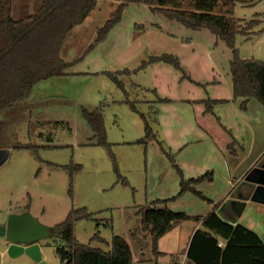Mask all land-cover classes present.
Listing matches in <instances>:
<instances>
[{
    "label": "rangeland",
    "instance_id": "374dc122",
    "mask_svg": "<svg viewBox=\"0 0 264 264\" xmlns=\"http://www.w3.org/2000/svg\"><path fill=\"white\" fill-rule=\"evenodd\" d=\"M25 1L14 0L13 17L22 14L19 18H23L32 14L42 0H32L27 13L16 12L18 5L25 4ZM237 1L255 3L258 0ZM116 5L117 2L97 0L92 15L76 31L77 42L73 44V48L80 57L78 60H82L88 47L93 43L97 30L105 24ZM231 13L236 18L251 20L256 18L254 17L256 13L264 14V3L259 1L252 9H241L237 2ZM130 18L129 13L125 11L120 28L122 37L126 35V29L123 30L122 27H127ZM151 20L152 23L159 24L164 31L172 34L179 33L183 29L180 24L168 21L162 15H156ZM139 23L147 26L149 21L143 17ZM262 26L261 21L255 29H263ZM95 28L96 35L93 36ZM203 31L199 35L191 34L190 31H182V34L173 36L163 34L166 38L161 44L167 54L181 56L187 61L184 51L187 54L189 50L197 52L198 58L190 63L194 71H186L182 66L178 71L179 69L170 64L151 63L149 66L154 65L153 68L133 73L129 82L126 81L129 85L126 89L130 92L128 98H125L123 91L116 88L107 76L101 74L96 77L86 75L76 78L58 77L35 85L30 97L24 101L26 106L17 105L1 112L0 121L8 120V125L15 136L14 143L23 147L15 150L10 148V155L0 168V206L11 208L26 206L49 227L61 223L72 210H84L92 215V219H78L73 223V234L78 243L101 247L96 241H91L94 235L98 234L108 243L113 236H120L128 243L134 264L182 263L188 244L187 226H185L188 224L183 221L174 226L159 238L154 248L150 234L142 228L141 217L137 211L140 207L148 205L152 198L171 196L176 190L177 171L175 172L170 162L157 151L158 141L164 142V149L176 158L174 150L177 145L170 143L172 137H166L154 113L155 107L158 111L159 99L167 101V99L202 98L206 101L214 92L225 95L224 91L228 85L232 88L227 53H224L226 57L221 54L215 61L218 72L212 74L214 59L211 52L218 50L214 46L216 38L208 31ZM188 39L193 40L191 47L188 46L190 42ZM150 42L148 47L143 41L138 45L126 42L129 43L128 50L138 49L135 56L128 57L124 62L118 57L117 62V59L113 58L110 63V51L103 50L102 46L100 47L102 50H99L96 45L89 53L96 52L97 49L103 53L99 58L100 62L94 63L96 64L94 68H99L104 63L111 65L110 68L134 70L141 66L143 61H149L150 57L163 55H158L161 49L156 47L154 40ZM242 45L244 44H241L238 37L237 49L241 59L264 60V44L256 45V42H253L246 46ZM239 46H242L241 49L238 48ZM187 62L189 64V61ZM88 66L83 63L84 68ZM190 73L196 76L199 73L200 78L210 81L218 75L224 83L219 86L209 84L200 86L199 83H192L189 81L190 78H186ZM164 81L167 84L159 87L160 82ZM132 84L137 86L142 84L145 90H134ZM164 100L162 102H165ZM132 104L134 109L131 108ZM83 108L101 110L106 146L97 144L82 116ZM249 114L251 115L252 112ZM142 115L149 118L148 123L153 134L145 147L136 144L145 136ZM248 135L249 133L234 127L231 135L220 136L216 142L221 148H227L230 159L236 158L234 151L241 156L242 148H248L253 142L252 157L257 151L256 147L262 144L264 134L262 130L256 129L252 138ZM175 163L177 165L176 161ZM158 173L160 183H158ZM153 174L157 177H153ZM206 185L208 184H203L201 192L207 191L206 194H209V187ZM218 188L215 187L216 190ZM188 196L190 201L195 203L194 208L187 207L190 201L184 204L185 202L177 199L178 201L170 202L173 204L170 205L171 209L178 210L176 212L181 210L190 212V209H195L199 205L206 206L205 201H201L200 198L192 194ZM59 244V242L55 243L54 238L46 240L45 259H43L45 264H60L55 252ZM12 261L5 256L2 262L0 260V264H14ZM17 264H30V262L23 258Z\"/></svg>",
    "mask_w": 264,
    "mask_h": 264
},
{
    "label": "trees",
    "instance_id": "16d2710c",
    "mask_svg": "<svg viewBox=\"0 0 264 264\" xmlns=\"http://www.w3.org/2000/svg\"><path fill=\"white\" fill-rule=\"evenodd\" d=\"M117 2L105 24L97 30L93 43L84 57L96 45L103 42L110 31L121 21L122 12L129 4L146 5L154 14H160L191 31L207 30L216 41H221L231 50L229 75L232 82L233 99L241 100L240 109L246 110L251 100H256L264 108V60L241 59L238 56V37L249 42L253 36L264 33L259 15L251 20L239 19L231 15L237 0H107ZM97 0H42L30 15L20 19L12 16L13 0H0V113L21 105L31 94L34 86L42 81L65 75L67 68L77 63L64 61L62 48L71 30L82 24L96 8ZM225 7H228L225 9ZM226 13L218 14V11ZM162 62L181 70L178 58L163 54L143 61L136 70L147 68L151 63ZM132 71L103 72L119 89L123 90L121 77ZM97 75V74H96ZM219 101H203L206 110ZM131 108L135 107L133 104ZM82 116L90 127L97 144L106 146L105 129L100 109H82ZM144 119L145 136L136 144L146 146L152 138L148 117ZM147 118V119H146ZM14 133L7 122L0 121V148L21 149L14 143ZM164 144L158 141L160 152L170 162L180 176L179 192L172 198L154 200L138 209L143 230L150 234L153 247L157 241L177 224L188 219L201 221V229L194 232L186 250V260L193 264H264V243L252 230L237 224L230 225L221 220L215 210L204 218L188 217L182 212H173L167 204L186 192H193L209 202L192 186L200 183L206 175L185 180L175 163V157L167 153ZM28 210V207H26ZM78 219H92L84 210H72L65 220L55 225L56 255L60 264H134L132 253L126 240L113 236L108 243L98 234L91 241L101 247L80 244L73 234V223ZM222 242L223 245L218 244Z\"/></svg>",
    "mask_w": 264,
    "mask_h": 264
},
{
    "label": "crops",
    "instance_id": "0c3cea01",
    "mask_svg": "<svg viewBox=\"0 0 264 264\" xmlns=\"http://www.w3.org/2000/svg\"><path fill=\"white\" fill-rule=\"evenodd\" d=\"M259 1L264 3V0H258L257 2ZM31 2L32 0H26L25 4L18 5L16 12L20 11V13H27V11H29L31 7ZM237 2H238V5L241 7V9L242 8L252 9V7L257 3V2L255 3L248 2V1H241V2L237 1ZM13 6H14V0H13ZM125 11L129 13V16H131V18L128 21L129 24L127 25V27L126 28L122 27L123 30L126 29V35L125 37H122L120 28H121V24L123 21V15ZM12 12H13V8H12ZM216 13L223 14V15L226 14L224 12L221 13L218 10ZM20 15L22 14H19L18 16H15L13 18L20 19L19 18L21 17ZM156 15L158 16L160 14H154L152 11H150V9L146 5L145 6L135 5V4L127 5L122 12L121 21L116 25L117 27L115 26L116 28H113L111 32L107 35L106 39L103 42L99 43L96 47L99 50H102L100 48L102 46L103 50L110 51V57H111L110 63L112 62L113 58L117 59L116 62L119 59H121V62L122 61L124 62L127 60L128 57L135 56L136 55L135 53L137 52V49H138L137 48V49L128 50L129 43H126V42H130L132 44L138 45L139 42L143 41L144 45L148 47L149 43H151L150 41L153 39L156 47L161 49L158 52V55H160V54H167L165 50H163L164 46L161 44V41L164 38H166V36H164L163 34H168V35L173 36L179 33L182 34V31H190L191 34L199 35L200 33L204 32L203 30L191 31L184 27L183 29L185 30L181 29L179 33L172 34V32H166L160 27L159 24L151 22L152 21L151 18H155ZM256 15H259V18L261 19L262 24H263L262 27H264V14L256 13L255 16ZM143 17L147 18L149 21V24L147 26H145V24L139 23V21L142 20ZM80 26L82 25L80 24L71 30L62 48L61 57L64 61L68 63L77 61L79 57V55L75 53L73 44L77 42L76 41L77 39L76 31L80 28ZM259 29L261 28H258L256 30H259ZM95 32H96V28L94 29L93 36L96 35ZM112 39H113V43L111 41ZM188 40H190L188 46L191 47L193 44V40L192 39H188ZM242 40L243 38H240L241 44H244L242 46H246L253 42H256V45L257 44L262 45L264 44V33L261 35L253 36L249 42H243ZM219 42L221 41H216V43L214 44L215 49H218V50L211 52V54L213 55V59H214V62H213L214 64L211 69L212 74H217L218 71L215 66V63H216L215 61L219 59L221 54L224 55V53H227V57L225 55L224 56L228 60V73H229V62L232 59V53H231V50L228 49L223 42L221 43ZM211 44L213 43L211 42ZM242 46H239L238 48L241 49ZM98 49L96 52H92L91 54L89 53V56L87 57V59H85L86 56L85 57L83 56L82 60H79L77 63L67 68L65 75L62 77L63 78H67V77L76 78L81 75L96 77V74L98 75L103 72H121L125 70L132 71V73L125 74L121 77L123 81L124 89L123 90L120 89V90L123 91L125 98H128L130 97V92L126 89V87L129 86L128 84H126V81L129 82L130 76L133 73H137L141 70H147L150 67L154 66L152 65V66H149L148 68L141 69V70H136V69L129 70L127 68L121 70L120 68H110L111 65L103 63V65L101 64L102 66H100L99 68H94V66L96 65L94 63L96 61L100 62L99 58L103 54L101 51H98ZM226 50H228L229 52ZM104 52L107 53L108 51H104ZM196 53H197L196 51L189 50V54H187V52L184 51V56L186 57L187 61H189V64L186 60H183L181 56L175 55L178 58L180 67L182 66L184 70L186 71L187 70L194 71V69L190 66V63L192 60H196L198 58L196 56ZM263 54H264V49H263ZM168 55H172V54H168ZM260 60H263V59H260ZM83 63L88 64L89 66L84 68ZM160 63L162 64V62ZM84 69L87 72H85ZM101 76H105V75L101 74ZM200 76L201 75L199 73H198V76L192 75L190 73V76L186 78H190L189 81L190 82L192 81V83H199L198 85L200 86H203L204 84L219 86L221 85V83H224V80L221 77H218V75H216V77H213V81H212V78L210 81V79L207 80L204 78H200ZM53 79L54 78H52V80ZM48 81H50V79ZM165 83H166L165 81L163 83L160 82L159 87ZM141 85L142 84H139L137 86V85L132 84V88L137 91L145 90L144 89L145 86H141ZM115 87L118 88L116 85ZM224 92H225V95H220L215 92L211 94L212 96H210L209 101H219V102L214 103L210 111L206 110L205 105L203 103V101L205 100H203L202 98H198V99L182 98L180 100L167 99V101L164 99H159L160 103L158 104L159 106L158 111L155 107L154 113L157 116V120L161 124V128L164 134L166 135L167 138L172 137V141L170 143H176L177 145L174 150L176 152L175 161L177 162V167L181 171L182 177L185 180H189V179H196L204 175L207 176V178H205L203 181L192 186L193 190H195L198 193H201L207 200H209V202L207 201L204 202L206 203V206L199 205V207L195 209H190V212L186 210L180 211L182 213H185L188 217H191L192 219L196 217L204 218L208 213H210L213 210H215L216 212L220 204L230 195V193H232V191L239 185V183L243 181V179L248 175L251 169L264 157V140L261 145H258L256 147L257 151L256 153H254L252 157H251L252 155L251 147H252L253 142L249 144L248 148L246 149L242 148L241 156H238L237 154H235V151H234V156L236 158L231 157L232 159H230L229 157L230 153L227 151V148L225 147L221 148L220 146H218L216 139L220 136L223 137L225 134L231 135L234 127L239 129L240 131L249 133L248 137L250 138H252V136L255 135L256 129L262 130L264 134V108L260 105V103H258L256 100H251L248 103L246 110L242 111L240 109L241 100L233 99V89L230 88L229 85ZM163 100L165 102H162ZM19 106H26V105L23 103ZM227 111H229V114H227ZM249 112H252V114L250 115ZM230 115L232 116L231 118L229 117ZM2 121L8 123L7 119L2 120ZM159 122H158V125H159ZM216 128H217V132H216ZM158 149L159 148H157V151L159 152V154L163 156V154ZM170 166L172 167V165ZM1 167L2 166H0V168ZM173 170L175 171L174 168ZM159 173L157 174L158 183H160ZM157 175L153 174V177H157ZM176 175H177V180L175 183L176 190L174 194H172L171 196H160L159 198L157 197L156 199L152 198L151 202L154 200H163V199L172 198L179 192L180 176L178 175V173H176ZM204 183L208 184L206 186L209 187L208 188L209 194H206L207 191L204 192L205 194L201 192V189ZM215 187H219V188L216 190ZM188 194H192L196 198H199L193 192H186L185 194H183L182 196L178 198L180 202H185L184 204H187V202L191 200ZM200 200L204 201L201 198ZM175 201H178V200L176 199L171 202H175ZM194 204L195 203L191 202L190 204H188L187 207L194 208L193 207ZM170 205H173V204L171 203L168 204L167 205L168 209H170L173 212L178 211V210L171 209ZM29 209L30 208H28L27 210L26 206H22L18 208L0 206V215L5 217L6 215L10 213H23L25 211H28L41 224L47 226L45 222H43L42 220H39L37 216L32 214ZM1 216H0V219L2 218ZM185 222L186 224H188V225H185L187 226L186 233L188 235V244L184 251L185 256H184L183 262L177 263V264H185L187 262L186 250L190 243L191 237L193 236L196 230L202 228L201 221L196 222L194 220L188 219ZM237 224H240L254 231L264 243V204L252 203L250 201H247L246 207L244 211L242 212ZM48 239L50 238L44 239L40 242L41 251L43 254L42 259H45L44 247H45L46 240ZM0 256L5 257L7 255L4 251H0ZM2 258L0 257L1 262H2ZM23 258L26 261L30 262V264H35L33 261H31L29 258L25 256H22L16 259H11V260H13L12 262H14V264H17L19 260L20 259L22 260Z\"/></svg>",
    "mask_w": 264,
    "mask_h": 264
},
{
    "label": "water",
    "instance_id": "95a60500",
    "mask_svg": "<svg viewBox=\"0 0 264 264\" xmlns=\"http://www.w3.org/2000/svg\"><path fill=\"white\" fill-rule=\"evenodd\" d=\"M10 151V148H0V166L7 161ZM247 201L264 204V157L220 204L216 214L224 222L235 226ZM1 217L0 251L11 259L25 256L35 264H45L40 242L54 237V228L41 224L28 211ZM185 264L193 263L187 261Z\"/></svg>",
    "mask_w": 264,
    "mask_h": 264
},
{
    "label": "built area",
    "instance_id": "2783aa9c",
    "mask_svg": "<svg viewBox=\"0 0 264 264\" xmlns=\"http://www.w3.org/2000/svg\"><path fill=\"white\" fill-rule=\"evenodd\" d=\"M218 245H219V246H222V243H219Z\"/></svg>",
    "mask_w": 264,
    "mask_h": 264
}]
</instances>
